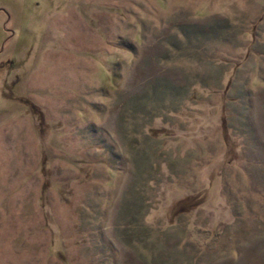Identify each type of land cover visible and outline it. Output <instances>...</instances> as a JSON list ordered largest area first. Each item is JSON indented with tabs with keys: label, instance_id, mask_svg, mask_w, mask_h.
Masks as SVG:
<instances>
[{
	"label": "rangeland",
	"instance_id": "374dc122",
	"mask_svg": "<svg viewBox=\"0 0 264 264\" xmlns=\"http://www.w3.org/2000/svg\"><path fill=\"white\" fill-rule=\"evenodd\" d=\"M0 264H264V0H0Z\"/></svg>",
	"mask_w": 264,
	"mask_h": 264
}]
</instances>
